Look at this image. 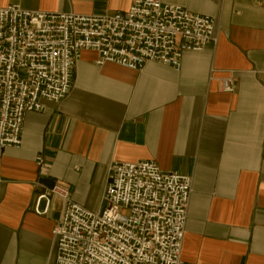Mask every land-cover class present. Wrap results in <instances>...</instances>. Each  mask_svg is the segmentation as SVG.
<instances>
[{
    "label": "crops",
    "instance_id": "0c3cea01",
    "mask_svg": "<svg viewBox=\"0 0 264 264\" xmlns=\"http://www.w3.org/2000/svg\"><path fill=\"white\" fill-rule=\"evenodd\" d=\"M163 1L213 18L216 42L185 54L180 71L99 68L95 52L81 54L70 96L29 113L21 147L0 149V264H55L62 202L38 216L45 189L63 184L74 202L102 212L110 169L138 161L193 178L184 264H264V0ZM131 4L0 0V8L96 16ZM225 78L233 94L222 91Z\"/></svg>",
    "mask_w": 264,
    "mask_h": 264
},
{
    "label": "built area",
    "instance_id": "2783aa9c",
    "mask_svg": "<svg viewBox=\"0 0 264 264\" xmlns=\"http://www.w3.org/2000/svg\"><path fill=\"white\" fill-rule=\"evenodd\" d=\"M131 1L114 16L0 8V149L21 147L29 113L70 96L85 51L98 55L99 68L117 64L140 72L154 63L180 71L185 54L216 42L211 17L163 0ZM221 87L235 92L230 79ZM107 180L102 212L74 202L63 184L37 197L34 212L42 217L55 200L62 202L52 231L55 264H184L193 178L138 161L114 164Z\"/></svg>",
    "mask_w": 264,
    "mask_h": 264
}]
</instances>
